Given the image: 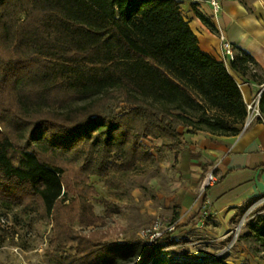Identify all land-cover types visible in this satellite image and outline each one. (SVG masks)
<instances>
[{
	"label": "trees",
	"instance_id": "1",
	"mask_svg": "<svg viewBox=\"0 0 264 264\" xmlns=\"http://www.w3.org/2000/svg\"><path fill=\"white\" fill-rule=\"evenodd\" d=\"M229 66L202 50L181 0H0V202L52 223L59 264L133 259L137 243L104 245L63 209L79 198L74 216L98 220L90 177L110 185L112 168L165 161L183 148L184 128L239 134L248 109L231 70L260 85L264 76L242 49ZM257 212L250 227L264 245V207Z\"/></svg>",
	"mask_w": 264,
	"mask_h": 264
},
{
	"label": "rangeland",
	"instance_id": "2",
	"mask_svg": "<svg viewBox=\"0 0 264 264\" xmlns=\"http://www.w3.org/2000/svg\"><path fill=\"white\" fill-rule=\"evenodd\" d=\"M255 68L263 77L259 66ZM238 78L239 84L240 80L252 81L254 95H258L262 86L257 81L248 75ZM173 176L171 166L159 163H140L131 172L112 168L110 185L105 177L93 175L87 185L94 191L89 190L87 198L99 219L88 223L74 216L79 198L67 202L63 218H74L68 222L76 231L86 236L98 235L104 245L137 243L140 253L120 264L142 262L151 244L150 238H143L147 229L160 233L161 247L144 264H264V245L253 236L250 227L251 222L259 220V212L254 213L264 207V197L250 202L224 226L200 208V198L194 202L193 210L183 213ZM52 227L33 211L0 202V264H59L51 253Z\"/></svg>",
	"mask_w": 264,
	"mask_h": 264
},
{
	"label": "crops",
	"instance_id": "3",
	"mask_svg": "<svg viewBox=\"0 0 264 264\" xmlns=\"http://www.w3.org/2000/svg\"><path fill=\"white\" fill-rule=\"evenodd\" d=\"M181 1L185 18L203 51L229 66L233 59L223 53V36L232 44L234 56L238 49L250 54L264 76V0H219L218 12L211 0ZM198 13L207 17L216 31ZM233 72L237 80L244 77ZM240 81L245 102L252 101L256 97L253 82ZM261 86L264 88V84ZM182 133L183 148L177 154L167 152L165 161L159 164L172 168L177 201L183 213L193 210L194 202L200 198V208L225 226L249 201L264 197V120H254L236 135L190 132V128L182 129ZM211 171L213 181L201 192L200 186Z\"/></svg>",
	"mask_w": 264,
	"mask_h": 264
},
{
	"label": "built area",
	"instance_id": "4",
	"mask_svg": "<svg viewBox=\"0 0 264 264\" xmlns=\"http://www.w3.org/2000/svg\"><path fill=\"white\" fill-rule=\"evenodd\" d=\"M210 3L214 8L215 12H218L221 6L219 0H211ZM221 38L222 50L225 57L227 58L228 56L229 59H234V50L232 44L227 41L223 36H221ZM260 98L261 95L259 92L258 95L252 101L247 102V118L239 134L243 133L254 120H264V113L259 108ZM213 178L214 176L212 171L207 173L206 178L202 183L201 189H205L213 181ZM204 215L206 216V214ZM153 229L157 230V226H154ZM159 235V232L153 231L152 229H147L143 231V238H150L151 243L154 239L158 238Z\"/></svg>",
	"mask_w": 264,
	"mask_h": 264
},
{
	"label": "water",
	"instance_id": "5",
	"mask_svg": "<svg viewBox=\"0 0 264 264\" xmlns=\"http://www.w3.org/2000/svg\"><path fill=\"white\" fill-rule=\"evenodd\" d=\"M264 90V88H262V90L260 91V95L262 94V91Z\"/></svg>",
	"mask_w": 264,
	"mask_h": 264
}]
</instances>
